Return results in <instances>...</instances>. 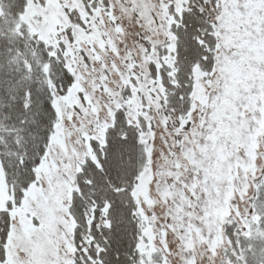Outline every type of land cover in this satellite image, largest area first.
Listing matches in <instances>:
<instances>
[{"label":"snow or ice","instance_id":"obj_1","mask_svg":"<svg viewBox=\"0 0 264 264\" xmlns=\"http://www.w3.org/2000/svg\"><path fill=\"white\" fill-rule=\"evenodd\" d=\"M0 264H264V0H0Z\"/></svg>","mask_w":264,"mask_h":264}]
</instances>
